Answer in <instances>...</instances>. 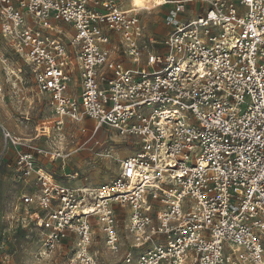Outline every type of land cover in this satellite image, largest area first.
Instances as JSON below:
<instances>
[{"label":"built area","instance_id":"1","mask_svg":"<svg viewBox=\"0 0 264 264\" xmlns=\"http://www.w3.org/2000/svg\"><path fill=\"white\" fill-rule=\"evenodd\" d=\"M158 1L162 39L142 19L153 10L130 0H0L1 51L49 97L53 129L78 125L89 149L115 132L137 151L92 187L41 166L64 173L71 153L19 150L13 179L29 190L17 210L41 232V256L76 237L72 263L100 261L94 221L120 252L125 209L127 264H264V0ZM6 74L0 93L9 79L16 89Z\"/></svg>","mask_w":264,"mask_h":264},{"label":"rangeland","instance_id":"2","mask_svg":"<svg viewBox=\"0 0 264 264\" xmlns=\"http://www.w3.org/2000/svg\"><path fill=\"white\" fill-rule=\"evenodd\" d=\"M164 9L143 12L142 19L148 29L154 32L158 39H162L167 32L163 21ZM1 42L0 45L3 46ZM10 59V61H5ZM13 60V62H12ZM1 61H5L2 64ZM12 63L14 65H12ZM14 71L13 81L15 90H10V83L3 86V96H0V264H79L72 263L75 249L78 248V239L70 237L63 241L52 253L41 256V232L29 225L23 210H17L21 194L29 190L24 183H17L13 179L17 153L32 151L39 147L55 152L57 149L70 154L66 172L78 174L80 182L92 187H101L110 184L121 172V162L137 151L135 141L130 137L120 136L118 133H98L96 140L102 146L82 148L85 136L79 132L76 124L67 122L61 133L55 131L50 99L47 95L37 92L31 71L17 57L1 51L0 48V75L5 77ZM22 72H19V71ZM12 87V86H11ZM11 92V93H10ZM86 126L93 128L92 122ZM45 129V130H44ZM5 131L22 139L25 145L18 149L7 147ZM50 134V135H49ZM55 179L61 184L73 183L69 179L58 175L60 169L54 164ZM34 179L31 183L34 185ZM119 231L122 234L121 248L118 254L110 252L104 242L98 224L95 223V235L92 249L99 254L98 264H127L124 256L130 250V238L126 232L127 211H119ZM7 257L8 260L4 261Z\"/></svg>","mask_w":264,"mask_h":264},{"label":"crops","instance_id":"3","mask_svg":"<svg viewBox=\"0 0 264 264\" xmlns=\"http://www.w3.org/2000/svg\"><path fill=\"white\" fill-rule=\"evenodd\" d=\"M165 26H166V25H165ZM166 28H167V27H166ZM167 30H168V29H167ZM150 32H151V31H150ZM152 34L155 35L154 32H152ZM164 35H165V34H164ZM126 64L129 65L128 62H127ZM6 82H9V83H10V87L8 86V88H10V90H12V87H11L12 79H9V80L6 81ZM6 82L4 81V83L2 84V87H3L4 85L7 86V85H6ZM10 93H11V92H10ZM0 96H3L2 100H4V97H5V95H4V89H3V92L0 93ZM67 162H69V161H67ZM53 164H54V163H50V162L47 161V160H42V162H41V166H42V167H44L45 169L51 171V172L56 176L57 173H55L54 170H53V168H54V165H53ZM57 164H58V163H57ZM58 167H59V169H60V163L58 164ZM64 174H69V173H67L66 170H65L64 173H63L61 170H60L59 173H58V175H60V177H63ZM75 183L78 184V183H80V181H77V182H75ZM118 209H119V208H118ZM6 260H8L7 257L4 258V261H5V262H6Z\"/></svg>","mask_w":264,"mask_h":264},{"label":"bare ground","instance_id":"4","mask_svg":"<svg viewBox=\"0 0 264 264\" xmlns=\"http://www.w3.org/2000/svg\"><path fill=\"white\" fill-rule=\"evenodd\" d=\"M129 4L134 8H147L149 10H153V5H160L158 0H130Z\"/></svg>","mask_w":264,"mask_h":264}]
</instances>
